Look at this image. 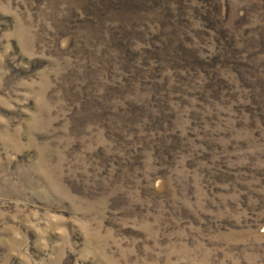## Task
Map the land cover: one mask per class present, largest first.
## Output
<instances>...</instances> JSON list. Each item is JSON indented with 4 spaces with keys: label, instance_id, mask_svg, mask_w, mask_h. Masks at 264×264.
<instances>
[{
    "label": "rangeland",
    "instance_id": "obj_1",
    "mask_svg": "<svg viewBox=\"0 0 264 264\" xmlns=\"http://www.w3.org/2000/svg\"><path fill=\"white\" fill-rule=\"evenodd\" d=\"M0 264H264V0H0Z\"/></svg>",
    "mask_w": 264,
    "mask_h": 264
}]
</instances>
